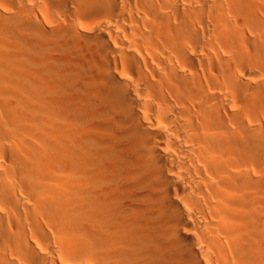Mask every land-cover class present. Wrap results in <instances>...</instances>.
Segmentation results:
<instances>
[{
  "label": "bare ground",
  "instance_id": "1",
  "mask_svg": "<svg viewBox=\"0 0 264 264\" xmlns=\"http://www.w3.org/2000/svg\"><path fill=\"white\" fill-rule=\"evenodd\" d=\"M0 264H264V0H0Z\"/></svg>",
  "mask_w": 264,
  "mask_h": 264
},
{
  "label": "rangeland",
  "instance_id": "2",
  "mask_svg": "<svg viewBox=\"0 0 264 264\" xmlns=\"http://www.w3.org/2000/svg\"><path fill=\"white\" fill-rule=\"evenodd\" d=\"M225 9H226V8H225V6H224V8H223L224 12H226ZM38 15H39V14H37V16H38ZM39 16H40V15H39ZM39 16H38L37 18H38V19H41L42 15H41V17H39ZM40 21L43 22V18H42Z\"/></svg>",
  "mask_w": 264,
  "mask_h": 264
}]
</instances>
